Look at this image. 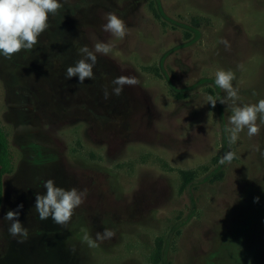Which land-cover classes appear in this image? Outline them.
Listing matches in <instances>:
<instances>
[{
  "label": "rangeland",
  "instance_id": "rangeland-1",
  "mask_svg": "<svg viewBox=\"0 0 264 264\" xmlns=\"http://www.w3.org/2000/svg\"><path fill=\"white\" fill-rule=\"evenodd\" d=\"M109 11L124 38L102 30ZM48 23L33 49L0 57L11 160L0 264H264V126L230 145L231 109L214 84L231 69L243 103L264 97V0H62ZM97 39L113 47L94 79H66ZM121 75L138 83L115 95ZM48 178L86 190L66 224L33 207ZM21 202L23 242L3 219ZM105 228L115 234L97 241Z\"/></svg>",
  "mask_w": 264,
  "mask_h": 264
},
{
  "label": "clouds",
  "instance_id": "clouds-1",
  "mask_svg": "<svg viewBox=\"0 0 264 264\" xmlns=\"http://www.w3.org/2000/svg\"><path fill=\"white\" fill-rule=\"evenodd\" d=\"M119 2V0H118ZM62 7V0H0V57L10 59L21 50H31L37 43L40 35L49 27V17L54 15ZM105 22L101 25L104 32L111 37L124 38L128 31L125 20L115 12L104 14ZM221 42L228 47L226 39ZM113 45L111 41L97 39L91 47L82 45L77 49L80 56L74 64L65 69V78L71 80L77 78V83H84L87 79H94V68L99 56H107ZM235 73L231 70L218 69L215 73L214 84L222 89L226 95L220 98L221 104H228L231 114L228 117V125L225 128L228 143L231 145L239 139V134L246 129L247 135H257L261 126H264V97L255 103H243L240 99L238 87L234 86ZM112 92L120 95L125 85L138 83L135 77L125 75L117 76L111 81ZM105 98L109 92L105 90ZM206 103L213 108L217 104V98L211 94L204 96ZM259 121V122H257ZM264 154V152H262ZM235 153L226 151L220 158V164H228L233 161ZM44 191L34 194V205L40 220H51L56 224H66L72 218L86 197V190L75 186L65 188L57 185L53 178L43 180ZM260 197L253 198V202H259ZM23 203L15 208H9L4 212L3 219L9 221L8 233L23 242L29 238V229L19 219L23 209ZM114 231L105 228L103 233H96V240L103 241L114 235ZM94 242L89 241L92 245Z\"/></svg>",
  "mask_w": 264,
  "mask_h": 264
},
{
  "label": "trees",
  "instance_id": "trees-1",
  "mask_svg": "<svg viewBox=\"0 0 264 264\" xmlns=\"http://www.w3.org/2000/svg\"><path fill=\"white\" fill-rule=\"evenodd\" d=\"M11 172L10 151L7 137L0 126V209L4 195V176Z\"/></svg>",
  "mask_w": 264,
  "mask_h": 264
}]
</instances>
